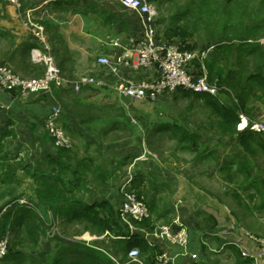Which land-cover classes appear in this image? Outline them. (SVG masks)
<instances>
[{
    "label": "crops",
    "instance_id": "crops-1",
    "mask_svg": "<svg viewBox=\"0 0 264 264\" xmlns=\"http://www.w3.org/2000/svg\"><path fill=\"white\" fill-rule=\"evenodd\" d=\"M260 1L261 4L264 3V0ZM22 2L24 7L32 9L35 19L44 27L62 74L68 79L92 75L102 80L104 85L85 86L78 92L69 87H54L53 92L29 93L26 97L0 86V161L9 167H16L11 172L12 179L9 182H0V205L11 197H33L38 184L33 174L40 176L43 171L46 174L51 171L47 165L48 159L58 156L57 149L45 131L44 121L49 106L58 103L63 111L59 123L72 142L71 153L66 157L71 171H75L78 160L85 157L86 160H92L91 169L102 166L106 173L112 175L106 184L97 187L92 182L91 172L83 171L82 175L89 182L83 184L84 189L80 195L82 202L92 204L106 201L116 211L122 201L120 185L130 180V185L134 188L142 181V188L147 190L146 199L157 200L159 212L167 211L168 219L159 218L157 224L172 222L178 217L187 225L188 255H182L180 247L171 245L160 237L146 236V230L133 232L165 252L171 259V264H224L228 259L233 260L232 264H264V257L258 256V245L244 236L243 227L228 217L225 210H220L219 203L211 194L204 193L196 182L169 166L167 161L171 157L158 144L164 136L165 139L176 142L177 147L174 146V149L179 150L180 146L194 147L195 149L190 150L194 154L193 160L202 161L197 157L196 151L201 138L195 143L180 144L177 142L178 132L171 133L168 127L175 126L176 123L160 121V124H168L165 129H156L159 123L151 126L153 111L148 105L151 103L121 100L111 87L114 76L97 62L100 56L113 61L124 59L125 62L120 65L122 75L136 81H149L156 76L155 67L134 70L128 65L134 59V46L140 35L138 15L123 7L118 0ZM186 5L188 4L184 5L179 14H170L165 26L173 22L174 16L184 14ZM180 19L178 23L183 24L181 16ZM160 21L164 22V19ZM244 24L243 27L249 26ZM162 36L167 37L164 32ZM173 39L182 41L175 37ZM113 41H118L119 44L114 45ZM219 41L225 42L224 39ZM32 49L41 50V45L22 24L15 6L5 1L0 3V64L7 65L23 78L40 77L43 75V64L39 58L32 56ZM198 64L199 60L194 59L190 70H196ZM177 92L162 95L158 102ZM176 125L180 126L178 123ZM160 133L162 136L157 135ZM219 138L211 137L212 145L211 142L206 145L212 152L206 159L214 158L217 161ZM222 138L230 140L227 141L229 144L234 143L235 153L246 158V153L233 136L226 135ZM254 159L256 160V156L252 160ZM252 160L250 159L251 162L255 161ZM234 163L233 159L230 160L229 167L235 168ZM3 171L6 173V170ZM259 190H264L263 184L259 186ZM7 192L12 194L3 198L2 193ZM35 206L44 219H49L50 214L52 216V207L43 203ZM98 210L102 216L107 215L102 209ZM198 211L215 217L217 225L208 228L203 218L198 216ZM152 217H155V212ZM111 241L108 237L98 241V244L110 247ZM227 244L233 247L230 248ZM110 251L124 257L118 250ZM191 254H195V257Z\"/></svg>",
    "mask_w": 264,
    "mask_h": 264
},
{
    "label": "trees",
    "instance_id": "trees-1",
    "mask_svg": "<svg viewBox=\"0 0 264 264\" xmlns=\"http://www.w3.org/2000/svg\"><path fill=\"white\" fill-rule=\"evenodd\" d=\"M148 1H156L158 6L164 2V0ZM3 2L4 0H0V3ZM199 2L195 3V0H188L189 4L186 6H189V11H191V7H193L194 3L198 6ZM188 13L186 8L182 15ZM182 15L180 14L179 16ZM173 19V22L168 23L164 28V34L166 36L179 38L182 41L193 37L194 32L189 29V25L179 24L178 20L180 17L176 18V16H174ZM203 27H216V23L209 21L205 23V26L203 24ZM223 35L222 33L215 35L210 34L209 38L205 40L207 42L206 46L203 47L207 49L212 43L215 45L203 62L208 71L210 80L223 87L219 92L218 98L207 93L189 91H184V93L194 98H201L204 104L209 108L212 117L210 116L209 118L207 130L210 132L211 136H233L240 148L246 153V158L242 157L239 161L234 163V170L229 166L223 167L227 170L226 178L232 182L236 176H241L243 180L249 182L250 186L246 188L254 187L257 193H262L264 196V190H259V186L261 184L264 185V180L258 181L256 175L253 177L251 176L252 168L249 163L251 162L250 159L252 160L253 157L256 156L257 150L261 151L264 155V136L255 135L250 132H238L236 130L238 111L245 112L247 110V105L252 100H264V48L254 44L253 38L247 36L243 28L240 29L237 34H232L237 40H233V37L227 38L226 35L224 39L225 42L219 41ZM185 48L188 49L186 46ZM251 57L255 58L252 67ZM54 87L55 86H51V92L54 91ZM140 102L146 103V101ZM167 126L168 124L166 125L165 123L155 128L165 129ZM168 127L170 128L171 125ZM155 128L154 130H156ZM174 128L175 130L172 131V133L176 134L178 132L177 134L179 137L177 142L180 144L185 143L186 145L200 140V135L198 133H190L189 130L183 126L176 125ZM175 137H177V135ZM71 147L56 148L58 157H50L48 159L47 165L49 169H51L50 172L46 174L43 171V174L40 176L38 174H33L38 184L34 190V196L28 199L35 205L43 203L48 207H52V218L54 217V221L58 219V223L73 225L74 222H78L82 223L84 230L89 231L90 234L101 235L105 231H108L112 235L119 237L111 239L112 246L110 247L113 250L120 251L122 256H124L122 259H126L129 250L136 247L140 252L139 260L142 264H158L156 256L162 251H160L157 246L149 244L145 239L131 233L127 226L120 221L118 210L114 211L112 206L106 201L88 204L80 200L81 191L84 189L83 184L89 182V180L82 175L83 171L91 172L92 182L96 183L97 187L106 184L111 173H106L102 166L91 169L90 163L92 160L90 158L86 160L85 157L78 160L77 169L71 171L66 161V157L71 153ZM193 149L195 148H189V150ZM196 151L197 157H199L200 160L206 159L209 153H212L206 145L200 150L196 149ZM84 160L87 162L84 163ZM15 168V165L9 167L6 163L0 161V182H9L12 179L11 172L15 170ZM3 169L6 170V173ZM132 189L139 195L146 196L147 194V190L142 188V181L139 182L136 187H132ZM152 189L155 188L152 186ZM11 194V192L2 193V196L4 198ZM234 194L237 196L236 192H234ZM250 197L253 198L254 196L251 195ZM17 198L20 197H11L1 204L0 211L6 204ZM262 200L264 203V197ZM147 204L151 217L147 220L134 223L138 227L152 230L154 226L157 225L156 221L159 218L168 219L166 214L167 211L161 210L159 212L158 202L153 198L150 200L147 199ZM261 205L263 206V204ZM98 208L105 211L107 215L102 216ZM153 212H155L154 218L152 217ZM197 214L203 218L208 228H213L217 225V220L212 215L202 211H198ZM49 228L46 219L40 216L33 208L27 206H12L3 212L0 216V237L7 229L13 232L7 245V252L0 259V264L9 259L22 258V255L19 251H15V248L26 241L36 243L40 238L48 235L47 232ZM227 246L230 248L233 247V245L231 246L229 244H227ZM103 247L95 248L86 246L77 241L67 245H60L56 249L53 263L64 264L67 258L73 257L71 264H115L105 253V250L111 249L105 248L108 247L106 245ZM131 263L136 264L137 262Z\"/></svg>",
    "mask_w": 264,
    "mask_h": 264
},
{
    "label": "built area",
    "instance_id": "built-area-1",
    "mask_svg": "<svg viewBox=\"0 0 264 264\" xmlns=\"http://www.w3.org/2000/svg\"><path fill=\"white\" fill-rule=\"evenodd\" d=\"M4 1L15 6L22 24L29 29L30 33L40 43L41 50L32 49V56L39 58L42 62L43 75L37 78H23L14 73L7 65L0 64V86L2 88L8 91H16L19 96L26 97L29 93L50 91L51 86L69 87L78 92L85 86L93 84L104 85L102 80L92 75H83L77 79L66 78L56 64L44 27L35 19L32 9L24 7L23 0ZM118 1L123 7L134 11L139 17L140 35L135 42L134 59L128 62V65L134 70H146L155 67L157 71L156 76L149 81H136L122 75L120 65L125 62L124 59L113 61L105 56L98 57L97 62L102 64L114 76L115 80L111 87L121 100L154 103L162 95L178 90L207 93L218 98L219 92L223 87L210 80L203 62L210 50L214 48V44L201 51L188 50L185 48L183 41H175L173 37H165L158 34V11L148 0ZM112 44L118 45L119 42L113 41ZM194 59L199 60V66L192 71L189 67ZM61 115V106L58 103L51 104L45 117L44 128L55 148H70L71 139L59 123ZM237 115L236 130L238 132H250L264 136V121L252 119L243 111H238ZM120 194L122 201L118 209L119 219L131 233L137 230H146V236L160 237L171 245L180 247L182 255H188V228L185 223L176 217L172 222L157 224L152 230L138 227L134 222H141L151 217L146 197L137 194L132 189L130 180H126L120 185ZM12 206H27L38 211L35 204L29 199L20 197L6 204L1 209L0 216ZM48 225L50 227L47 232L48 236L59 233L57 222L53 220L51 214ZM242 232L247 239L258 245V256L264 257V238L255 236L244 228ZM11 236V230L7 229L0 237V259L7 252V245ZM106 237L111 239L119 238L105 231L101 235L86 233L77 237V242L86 246L100 248L102 246L98 244V241ZM105 253L116 264H129L131 262L142 264L139 260L140 252L136 247L129 250L126 259H122L108 249L107 251L105 250ZM191 255L195 257V254ZM170 260L165 252H161L156 256L158 264H171Z\"/></svg>",
    "mask_w": 264,
    "mask_h": 264
},
{
    "label": "rangeland",
    "instance_id": "rangeland-1",
    "mask_svg": "<svg viewBox=\"0 0 264 264\" xmlns=\"http://www.w3.org/2000/svg\"><path fill=\"white\" fill-rule=\"evenodd\" d=\"M199 1L195 0V3ZM259 1L201 0L198 6L194 3L191 11H189L188 6L187 12L189 13L181 16V18L184 21L183 24L190 26L189 29L194 32V35L191 40L184 41L183 44L190 50H205L203 48L207 44L205 40L209 38L210 34L222 33L224 35L221 39H225L226 35L227 38H232V34H237L243 28L247 36L253 38L254 44L264 48V3L261 4V1ZM151 3L158 11V21L164 19V22L160 21L157 24V31L160 36L163 35L164 26L167 24L166 21L170 18V14L178 13L186 3L189 4L188 0H164L160 6L157 5L156 1ZM179 17V15L176 16V18ZM209 21L215 22L216 27H203V24L205 26V23ZM244 23L249 24V26L243 27ZM233 40L237 39L233 37ZM254 59L251 57V67ZM250 103L244 113L252 119L264 121V100L255 99ZM148 105L152 107L153 111L151 126L160 124V121L163 123L164 120L172 121L174 124L178 123L180 126L187 128L190 133H198L200 135L201 141L198 144V150L204 145L208 146L210 142V145H212L211 137L213 136L207 130L211 116L210 110L201 98H194L191 95H186L183 90H179L175 94L168 95L162 101ZM174 130V125H171V133ZM157 135L162 136L161 133ZM162 138L158 144L164 147L165 151L170 155L171 158L167 161L169 166L174 167L176 172L196 182L204 193L211 194L219 203L220 210H225L228 217H231L237 224L253 235L264 238L263 194L257 193L254 187L246 188L250 186L249 182L243 180L241 176H236L232 182L226 178L227 170L223 166H229V161L232 159L237 162L243 157L235 153L236 146L234 143L231 142L229 144L227 141L230 140L220 137L218 139L220 151L216 155L217 161L214 158L195 161L192 158L194 154L190 153L189 148L180 146L179 150L178 148L174 149V146L177 147L175 141H169L164 136ZM231 148L235 150H230ZM173 153L174 156H172ZM233 153L235 154L233 155ZM249 163L253 170L251 176L256 175L258 181L264 180V155L261 151L257 150L256 160ZM231 169L234 170L235 168L231 166ZM234 192L237 193V196H235ZM251 195L254 197L251 198ZM46 221L48 222L49 219H46ZM57 227L58 234L53 236L46 235V237L40 238L36 243L26 241L18 245L15 251H19L22 258L9 259L2 262V264H55L53 263L54 255L60 245L76 242L77 237L90 233L84 230L82 223L78 222H74L72 225L58 223L57 221ZM105 248L112 249L111 247ZM72 259L73 257L67 258L64 264H71ZM232 261V259H228L224 261V264H232Z\"/></svg>",
    "mask_w": 264,
    "mask_h": 264
}]
</instances>
